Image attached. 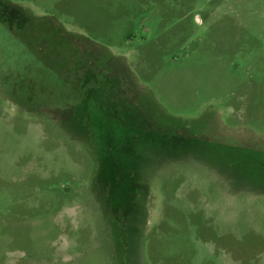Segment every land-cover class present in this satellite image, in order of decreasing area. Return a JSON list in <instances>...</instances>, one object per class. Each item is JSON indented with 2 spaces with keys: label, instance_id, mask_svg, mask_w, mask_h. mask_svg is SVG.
Masks as SVG:
<instances>
[{
  "label": "rangeland",
  "instance_id": "1",
  "mask_svg": "<svg viewBox=\"0 0 264 264\" xmlns=\"http://www.w3.org/2000/svg\"><path fill=\"white\" fill-rule=\"evenodd\" d=\"M0 264H264V0H0Z\"/></svg>",
  "mask_w": 264,
  "mask_h": 264
}]
</instances>
